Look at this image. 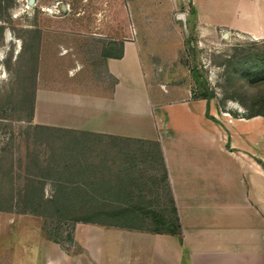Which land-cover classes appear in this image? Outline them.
I'll list each match as a JSON object with an SVG mask.
<instances>
[{
  "label": "crops",
  "instance_id": "crops-1",
  "mask_svg": "<svg viewBox=\"0 0 264 264\" xmlns=\"http://www.w3.org/2000/svg\"><path fill=\"white\" fill-rule=\"evenodd\" d=\"M68 2L70 32L38 75L29 122L65 135L52 140L70 146L68 202L120 204V223L80 221L62 239L38 214L6 211L0 263L264 264V114L195 93L173 0ZM189 3L200 33L264 39V0ZM135 218L177 220L178 234L125 225Z\"/></svg>",
  "mask_w": 264,
  "mask_h": 264
},
{
  "label": "rangeland",
  "instance_id": "rangeland-1",
  "mask_svg": "<svg viewBox=\"0 0 264 264\" xmlns=\"http://www.w3.org/2000/svg\"><path fill=\"white\" fill-rule=\"evenodd\" d=\"M173 1L177 4L174 15L182 31L186 37L188 34L194 37V47L186 46V52L190 68L194 71L195 93L216 98L224 111L229 108L233 113H241L239 111L244 109L248 115L251 112L264 113V39L255 40L249 35L225 28L212 33H200L193 28L189 0ZM27 2L29 0H0V113L6 112L0 114L1 218L6 211L24 212L31 211L32 205L37 207L32 202L28 203L30 205L24 204L28 196L24 195L25 191L18 192L31 180L43 183V192L37 197L44 201L65 192L70 195L68 187L62 184V181L66 182L72 176L65 170L70 160L72 162L68 153L70 146L68 142L60 140L57 148V141L52 140L57 133L61 137L65 136L63 131L36 129L29 122V117L34 110L38 75L41 71L47 75L54 68L59 50L57 44L67 40L62 39V36L68 37L70 30L67 22L75 12L47 10L58 3L72 9L68 0H36L33 5L29 4L30 7H27ZM35 154H38L36 156L42 166L40 170L34 167ZM9 192H15L12 204L10 198L3 195ZM71 194L74 199H79L77 196L83 193L73 191ZM18 195L22 196L24 205L18 204ZM76 205L79 206L78 202L72 206ZM112 205H118L122 210L120 204L104 203L87 205L90 211L84 213L93 214L95 208L98 212L110 210ZM151 206H158L162 210L165 205ZM57 208L49 203L39 205L37 211L42 214L39 216L43 217L41 224L45 229L53 231L56 238L67 239L76 223L80 222L71 217L83 219L85 215L73 212L72 207L71 214L66 217L57 214ZM96 220L102 222V219ZM17 223L19 220L15 219L13 229L17 228ZM125 225L149 230L162 227L158 219L135 218L126 221Z\"/></svg>",
  "mask_w": 264,
  "mask_h": 264
},
{
  "label": "trees",
  "instance_id": "trees-1",
  "mask_svg": "<svg viewBox=\"0 0 264 264\" xmlns=\"http://www.w3.org/2000/svg\"><path fill=\"white\" fill-rule=\"evenodd\" d=\"M192 12H194V10H192ZM187 44L190 46H193L194 47V37H192L190 34H188L187 36ZM247 105V104H245ZM0 114H6V112H1ZM32 114V113H31ZM256 114H264V113H261V112H254L251 114H249V116H254ZM235 115H238L237 113H235ZM31 116V115H30ZM30 118V117H29ZM36 129H43V130H54L53 128L51 127H47V126H35ZM38 154H35L34 155V167L35 169L37 170H40V168L42 167L41 166V163H40V160L37 158ZM52 168H54V164H52ZM54 171V170H53ZM43 183H41L40 181H36V180H31L29 181L26 185H23L21 187V189L18 191L19 194L20 192L22 191H25V196H28L27 197V200L24 201L25 203L24 204H28V203H33V204H37V207L33 206L32 205V210L31 211H24L23 213H30V214H38V215H42L41 212H38L37 211V208L39 205H43V204H51L53 206H57V214H61L62 216H66V217H69V215L71 214V211H72V207H73V212L75 213H83V215H85L86 213H84L85 211V208L87 207V204H81V203H78V205L75 206H72L73 204L75 205V203L77 202H68V195L69 193L68 192H65V193H62L60 196L58 195V198L55 199H50L49 201H44L42 198H38L37 196L43 192ZM24 188V189H23ZM23 189V190H22ZM15 192H13V194L11 192H9L8 194H3L4 196H8V198H10V202L11 204L13 203V200L15 199ZM19 196V200L17 199V202L18 204H23L22 202V196L21 195H18ZM23 204V205H24ZM30 205V204H28ZM112 208L109 210V209H105L104 211H101V212H98L99 215H102V222L100 223H103L104 225H108V224H111L112 226H117L119 225V220H120V216H121V213H122V210L119 209L118 205H112L111 206ZM36 210V211H35ZM46 214V213H44ZM95 214H91V218L94 216ZM87 216V217H86ZM81 217V216H80ZM90 215H85L83 216V219L81 218H77V217H71V219H75L76 221H84V222H93V223H96L98 222L95 218H92V219H89ZM159 221H161V226L162 228H165V231L171 233V234H178V228H179V223L174 220H171V219H158ZM49 233H52L53 235H55L53 233V231L51 230H48L46 229ZM158 230V229H156Z\"/></svg>",
  "mask_w": 264,
  "mask_h": 264
},
{
  "label": "built area",
  "instance_id": "built-area-1",
  "mask_svg": "<svg viewBox=\"0 0 264 264\" xmlns=\"http://www.w3.org/2000/svg\"><path fill=\"white\" fill-rule=\"evenodd\" d=\"M27 4H28L27 7H30L28 2H27ZM47 10L49 12H57V13H59L61 11V8H60V5L58 3L57 5L53 6L52 8H48ZM241 111H243V110H241Z\"/></svg>",
  "mask_w": 264,
  "mask_h": 264
},
{
  "label": "water",
  "instance_id": "water-1",
  "mask_svg": "<svg viewBox=\"0 0 264 264\" xmlns=\"http://www.w3.org/2000/svg\"><path fill=\"white\" fill-rule=\"evenodd\" d=\"M36 0H29V4L33 5L35 3ZM63 9L66 8L65 4H62Z\"/></svg>",
  "mask_w": 264,
  "mask_h": 264
},
{
  "label": "bare ground",
  "instance_id": "bare-ground-1",
  "mask_svg": "<svg viewBox=\"0 0 264 264\" xmlns=\"http://www.w3.org/2000/svg\"><path fill=\"white\" fill-rule=\"evenodd\" d=\"M235 108H238V106H237V105H235Z\"/></svg>",
  "mask_w": 264,
  "mask_h": 264
}]
</instances>
